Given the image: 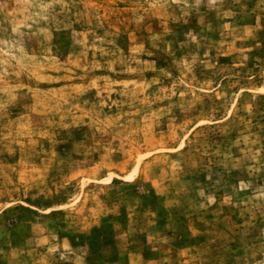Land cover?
<instances>
[{"label":"rangeland","instance_id":"374dc122","mask_svg":"<svg viewBox=\"0 0 264 264\" xmlns=\"http://www.w3.org/2000/svg\"><path fill=\"white\" fill-rule=\"evenodd\" d=\"M0 264H264V0H0Z\"/></svg>","mask_w":264,"mask_h":264}]
</instances>
